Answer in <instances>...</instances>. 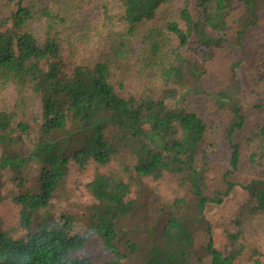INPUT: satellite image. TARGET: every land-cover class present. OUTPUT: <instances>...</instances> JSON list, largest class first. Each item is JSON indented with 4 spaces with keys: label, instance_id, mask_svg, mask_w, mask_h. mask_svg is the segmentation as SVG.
<instances>
[{
    "label": "trees",
    "instance_id": "1",
    "mask_svg": "<svg viewBox=\"0 0 264 264\" xmlns=\"http://www.w3.org/2000/svg\"><path fill=\"white\" fill-rule=\"evenodd\" d=\"M263 10L0 0V93L13 92L0 94V185L16 186L0 203L17 207L12 227L0 218V264H264L248 239L264 217ZM85 172L91 201L57 205ZM238 189L218 245L208 210ZM93 236L102 263L80 254Z\"/></svg>",
    "mask_w": 264,
    "mask_h": 264
},
{
    "label": "rangeland",
    "instance_id": "2",
    "mask_svg": "<svg viewBox=\"0 0 264 264\" xmlns=\"http://www.w3.org/2000/svg\"><path fill=\"white\" fill-rule=\"evenodd\" d=\"M100 1V0H98ZM191 3H197V0H190ZM98 5V4H97ZM94 5L87 10H82L80 19L86 24L92 23L95 19L99 17V8ZM262 16V28L261 31H264V10L261 12ZM1 95L6 96L9 100L13 98V92L11 89L2 91ZM33 115H38V111L36 109L32 110ZM35 168H26V174H31L32 170ZM30 176V175H29ZM28 177V176H27ZM91 175L89 172L85 173H75L70 176L69 187L72 188L73 193L67 199L63 201H59L57 205L64 207L70 205L72 208H80L78 204H87L91 201V197L86 192L85 184L89 181ZM16 190L15 183L7 178H3L0 185V194L8 195ZM246 195L238 189L235 192V197L226 202L225 205L216 208L211 207L208 210V216L213 221L216 230V241L219 245L221 243V217L223 215L228 214L231 210H233L241 201L245 200ZM17 217V207L8 201H4L0 203V218L3 219L5 226L12 227L16 221ZM130 227L136 226V221L133 223H128ZM250 231L248 233V239L251 243L260 245L262 249H264V217L260 215L256 216L253 220L252 226L249 227ZM133 229V228H132ZM130 231V230H129ZM132 237H136V233L131 235ZM80 254L88 255L94 258H100V263H102L105 256H109L106 251L101 247V240L96 236L91 237L87 247ZM132 264H136L133 262Z\"/></svg>",
    "mask_w": 264,
    "mask_h": 264
}]
</instances>
